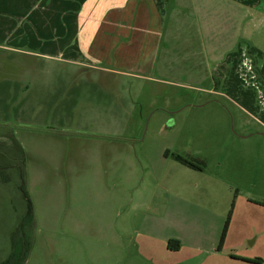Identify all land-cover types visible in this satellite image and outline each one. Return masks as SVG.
Here are the masks:
<instances>
[{
    "label": "rangeland",
    "instance_id": "rangeland-1",
    "mask_svg": "<svg viewBox=\"0 0 264 264\" xmlns=\"http://www.w3.org/2000/svg\"><path fill=\"white\" fill-rule=\"evenodd\" d=\"M262 1L260 11L250 9L251 33L245 25L251 67L264 55ZM229 73L216 95L210 82L0 49V264L20 251L12 236L28 212L25 193L34 220L23 264H255L237 254L264 264V235L240 245L234 213L236 186L255 176L239 172L235 153L264 151V141L238 138L246 133L238 122L252 120L225 95L243 103L234 90H254L249 77ZM253 96L244 100L254 104ZM257 188L242 193L264 197Z\"/></svg>",
    "mask_w": 264,
    "mask_h": 264
},
{
    "label": "crops",
    "instance_id": "crops-1",
    "mask_svg": "<svg viewBox=\"0 0 264 264\" xmlns=\"http://www.w3.org/2000/svg\"><path fill=\"white\" fill-rule=\"evenodd\" d=\"M262 2L0 0V49L119 73H160L167 82L177 81L179 76L201 85L210 82L213 87L207 92L216 95L224 94L219 88L228 80L223 79V70L229 68L231 77H249L254 90V104L244 100L252 93L240 88L233 93H238L244 104L225 95L252 120L238 122L246 130L238 138L252 141L261 137L264 141V55L263 51L254 55L258 64L250 66V40L245 34L246 23L247 32H252L250 9L260 11ZM255 125L261 130L250 129ZM257 148L235 153L241 159L239 172L255 173L249 186H236L234 213L242 222L240 245L256 236L252 242L256 246L264 235V197L242 193L246 188L264 190V151ZM209 252L214 255L218 251ZM236 257L261 259L246 254Z\"/></svg>",
    "mask_w": 264,
    "mask_h": 264
},
{
    "label": "trees",
    "instance_id": "trees-1",
    "mask_svg": "<svg viewBox=\"0 0 264 264\" xmlns=\"http://www.w3.org/2000/svg\"><path fill=\"white\" fill-rule=\"evenodd\" d=\"M175 159L177 161H179L182 165H184L190 169H193V170L195 169L196 171H202L204 169L203 164H205V163L203 161H198L197 159H192V160L186 159L180 155H176ZM24 193H25V190H24ZM25 197L28 200V210H27L28 212H27L25 219L22 220L17 231L12 236L14 249H16L19 244H21L20 251L16 252L18 250H15V252L12 253V255L10 256L8 261L5 262V264H23V263H25L27 260V255L30 253L31 248H32V242L29 238V235L26 232V227L31 226V224L33 223V220H34L33 207L31 205V200L26 193H25ZM234 206H235V202L233 203V207ZM230 218H231V215L229 216L227 224L225 225V232H226L228 224H230ZM224 238H225V234H224ZM224 238L222 241H224ZM168 248L170 250H177L178 251L180 249V244L177 240H170L168 242ZM219 249H221V248H219ZM234 258H236V257H234ZM236 259L243 260V261L249 262V263H255V264H261L262 263L261 259H245V257H238Z\"/></svg>",
    "mask_w": 264,
    "mask_h": 264
}]
</instances>
